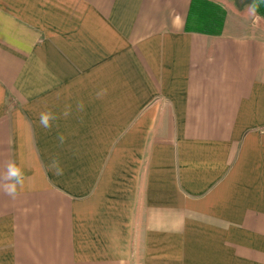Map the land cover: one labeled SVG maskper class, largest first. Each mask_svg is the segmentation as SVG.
Masks as SVG:
<instances>
[{
	"label": "crops",
	"instance_id": "obj_1",
	"mask_svg": "<svg viewBox=\"0 0 264 264\" xmlns=\"http://www.w3.org/2000/svg\"><path fill=\"white\" fill-rule=\"evenodd\" d=\"M211 1L220 35L192 0H0V264H264V24Z\"/></svg>",
	"mask_w": 264,
	"mask_h": 264
},
{
	"label": "clouds",
	"instance_id": "obj_2",
	"mask_svg": "<svg viewBox=\"0 0 264 264\" xmlns=\"http://www.w3.org/2000/svg\"><path fill=\"white\" fill-rule=\"evenodd\" d=\"M249 7H252L251 5ZM98 93V98L103 94ZM69 112L66 110L63 113L64 117H67ZM60 117L50 110L42 111L38 115L39 126L46 131H50L53 128V122ZM58 141L62 144L64 142V136L59 134L57 136ZM50 168L55 175L62 176L63 168L60 166V162L57 158L53 157L50 163ZM0 188H2L5 195L15 198L18 195V189H23L25 183V173L20 165L16 161L10 160L6 163L4 172L0 174Z\"/></svg>",
	"mask_w": 264,
	"mask_h": 264
},
{
	"label": "trees",
	"instance_id": "obj_3",
	"mask_svg": "<svg viewBox=\"0 0 264 264\" xmlns=\"http://www.w3.org/2000/svg\"><path fill=\"white\" fill-rule=\"evenodd\" d=\"M225 17L226 11L221 5L211 0H192L186 30L207 35H220Z\"/></svg>",
	"mask_w": 264,
	"mask_h": 264
},
{
	"label": "rangeland",
	"instance_id": "obj_4",
	"mask_svg": "<svg viewBox=\"0 0 264 264\" xmlns=\"http://www.w3.org/2000/svg\"><path fill=\"white\" fill-rule=\"evenodd\" d=\"M233 3H235L240 8H252L256 12V16L259 18L258 21H260L262 24H264V0H231ZM252 7H249V6ZM254 15V22H257V17L255 18Z\"/></svg>",
	"mask_w": 264,
	"mask_h": 264
}]
</instances>
